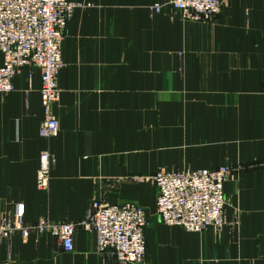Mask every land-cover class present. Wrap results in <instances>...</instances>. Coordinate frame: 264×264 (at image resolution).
<instances>
[{
  "label": "crops",
  "instance_id": "1",
  "mask_svg": "<svg viewBox=\"0 0 264 264\" xmlns=\"http://www.w3.org/2000/svg\"><path fill=\"white\" fill-rule=\"evenodd\" d=\"M53 114L40 135L41 71L24 67L0 93V211L25 206L26 237L0 239V264H119L79 223L93 198L146 209L144 264H264V170L225 190L243 210L239 240L227 228L191 232L163 223L157 188L135 180L159 168H218L264 160V0H229L212 20L191 21L170 0H69ZM165 3L154 15L150 6ZM54 158L48 188L40 158ZM132 176V180L128 179ZM250 193H249V189ZM77 224L73 251L40 221Z\"/></svg>",
  "mask_w": 264,
  "mask_h": 264
},
{
  "label": "built area",
  "instance_id": "2",
  "mask_svg": "<svg viewBox=\"0 0 264 264\" xmlns=\"http://www.w3.org/2000/svg\"><path fill=\"white\" fill-rule=\"evenodd\" d=\"M229 0H170L182 17L191 21L212 20ZM165 3L150 6L157 15ZM84 4L69 0H0V93L14 91V81L24 67L34 65L41 71V96L44 119L40 135H59L60 124L53 114L59 101V75L64 66L63 46L68 21ZM38 186L47 189L54 163L49 151L40 158ZM230 175L226 166L215 169H178L157 172L152 178L157 190V214L167 225L191 232L222 226L225 213L224 187ZM95 197L85 220L79 224L97 235V251L119 264H144L147 254L146 229L150 220L146 210L134 202L107 203ZM25 206L16 204L10 212L0 211V239L16 233L26 236ZM63 249L73 251L77 224L40 221Z\"/></svg>",
  "mask_w": 264,
  "mask_h": 264
},
{
  "label": "rangeland",
  "instance_id": "3",
  "mask_svg": "<svg viewBox=\"0 0 264 264\" xmlns=\"http://www.w3.org/2000/svg\"><path fill=\"white\" fill-rule=\"evenodd\" d=\"M221 166L222 167L226 166L230 170L229 178H228L227 182L225 183V186H226L227 183L236 184L239 181V179H242V177H245L246 175H250V173L254 170H257V169L264 170V160H252V161L248 162L247 164H234L232 162H227ZM183 169H192V168H183ZM161 170L171 171V170H167L164 168H159L152 175L139 176V177H136L135 180L140 181V183L145 182V181H150L154 184L152 178L154 177V175L157 172H159ZM127 178L132 180L133 177L128 176ZM133 180H134V178H133ZM261 192L264 195V192L263 191H261ZM249 193H250V189H249ZM224 194H225V200H226L225 213H224V223L222 226H214V227H216L219 231L223 230L224 228H227L228 229L227 231L230 232L231 236L236 237V240H239L241 238L242 233H243V228H242L243 227V225H242L243 210H242L240 204L237 202V197L239 195L237 193L236 196L234 197L235 192H233V193H232V191L226 192L225 187H224ZM157 196H158V193H157ZM95 197L101 199V196H99V194H97V196H95ZM105 202L110 203L108 200H105ZM128 202L137 203L135 201H128ZM156 203H157V201H156ZM138 205H140V204H138ZM156 206H157V204H156ZM39 224H40V222L38 223V226H39ZM256 247L258 249L264 248V245H262L261 238H257Z\"/></svg>",
  "mask_w": 264,
  "mask_h": 264
}]
</instances>
